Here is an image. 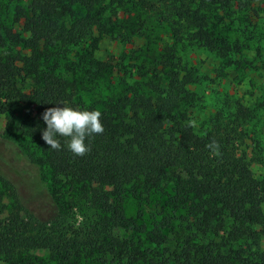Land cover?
Wrapping results in <instances>:
<instances>
[{
  "label": "trees",
  "instance_id": "1",
  "mask_svg": "<svg viewBox=\"0 0 264 264\" xmlns=\"http://www.w3.org/2000/svg\"><path fill=\"white\" fill-rule=\"evenodd\" d=\"M7 1L14 8L10 24L0 20V116L14 106L28 109L20 132L38 151L29 160L47 172L57 202L44 216L15 195L0 211V261L25 264L27 256L42 252L37 264H70L80 256L98 264H264V178L251 172L244 147L257 109L235 102L225 118H211L204 128L188 126L191 88L203 76L169 48L165 74L152 76L155 85L134 83L121 104L101 111L104 132L86 139V155L74 156L65 138L53 150L41 139L46 108L96 110L78 99L60 61L94 33L105 35L113 4L122 0ZM256 1L126 0L157 15L175 46L190 45L225 64L252 38ZM257 3L264 6V0ZM213 140L219 156L206 147ZM0 181L10 184L1 173ZM158 186L175 214L173 226L166 223L168 236H161L162 228L145 231L122 210L127 193ZM66 207L83 210L87 222L63 225Z\"/></svg>",
  "mask_w": 264,
  "mask_h": 264
},
{
  "label": "rangeland",
  "instance_id": "2",
  "mask_svg": "<svg viewBox=\"0 0 264 264\" xmlns=\"http://www.w3.org/2000/svg\"><path fill=\"white\" fill-rule=\"evenodd\" d=\"M149 1L157 3V0ZM257 2L253 5L257 10L250 19L252 38L249 43L241 42L235 62L225 64V61L220 62L190 45L175 46L166 24L158 20L157 15L152 11L136 10L122 0L113 4L116 9L108 15L107 33H94L86 44L71 49L67 60L60 61V66L74 79L78 99L101 112L107 106L121 104L134 83H156L152 76L165 74L163 64H167V49L174 48L181 63L186 62L187 68L195 69L203 76L201 82L191 88L194 107L190 112L192 120L196 121V129L204 128L211 118H225L233 111L235 102L257 109L256 117L246 128L244 147L251 172L257 178H264V6ZM0 7V20L10 24L14 3L0 0ZM74 11L82 12L78 6ZM99 65L102 66L98 68ZM27 113V108L14 106L0 116V173L10 183L0 181V211L13 204L16 195L18 203L46 216L55 210L51 201L57 202V197L48 188L47 172L29 160L30 156H35L34 151H38L20 132V122ZM165 191L159 192L158 186L147 192L127 193L122 202L125 218L135 225H142L148 232L162 228L161 236H168L170 228L166 223L173 226L175 214L164 205ZM58 200L59 203L67 202L65 198ZM65 210L63 225L76 228L81 224L79 217L83 218L82 223L87 222V216L81 215L83 210L76 207H66ZM41 255L44 254L35 252L27 256L25 264H37L35 258ZM0 264L10 263L6 259ZM14 264H23V261ZM70 264L98 263L80 256L73 258Z\"/></svg>",
  "mask_w": 264,
  "mask_h": 264
},
{
  "label": "clouds",
  "instance_id": "3",
  "mask_svg": "<svg viewBox=\"0 0 264 264\" xmlns=\"http://www.w3.org/2000/svg\"><path fill=\"white\" fill-rule=\"evenodd\" d=\"M101 112L98 110H78L68 106H52L42 113V120L46 127L41 131V139L53 149L60 150L61 144L58 138H65L67 149L77 157L86 155L90 148L85 143L87 138L104 132L100 121ZM188 126H197L196 121H188ZM213 156H219L218 143L213 140L206 145ZM81 223L83 218L79 217Z\"/></svg>",
  "mask_w": 264,
  "mask_h": 264
}]
</instances>
